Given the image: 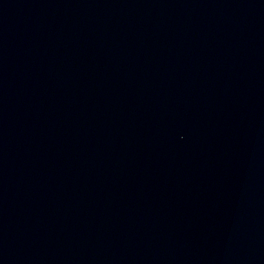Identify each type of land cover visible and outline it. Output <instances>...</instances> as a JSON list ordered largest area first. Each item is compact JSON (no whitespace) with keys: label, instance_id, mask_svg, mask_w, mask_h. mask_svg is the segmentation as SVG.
Segmentation results:
<instances>
[{"label":"water","instance_id":"1","mask_svg":"<svg viewBox=\"0 0 264 264\" xmlns=\"http://www.w3.org/2000/svg\"><path fill=\"white\" fill-rule=\"evenodd\" d=\"M0 264H264V0H0Z\"/></svg>","mask_w":264,"mask_h":264}]
</instances>
